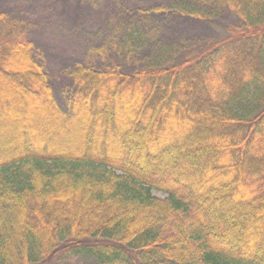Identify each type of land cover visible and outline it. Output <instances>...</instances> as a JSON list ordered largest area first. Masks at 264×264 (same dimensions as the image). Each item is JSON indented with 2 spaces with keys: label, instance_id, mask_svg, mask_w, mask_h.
Returning <instances> with one entry per match:
<instances>
[{
  "label": "trees",
  "instance_id": "16d2710c",
  "mask_svg": "<svg viewBox=\"0 0 264 264\" xmlns=\"http://www.w3.org/2000/svg\"><path fill=\"white\" fill-rule=\"evenodd\" d=\"M175 7L237 24L131 72L76 62L65 109L0 10V264H264V0Z\"/></svg>",
  "mask_w": 264,
  "mask_h": 264
},
{
  "label": "rangeland",
  "instance_id": "374dc122",
  "mask_svg": "<svg viewBox=\"0 0 264 264\" xmlns=\"http://www.w3.org/2000/svg\"><path fill=\"white\" fill-rule=\"evenodd\" d=\"M181 2L191 4V0H0V10L23 23L36 45L35 56L50 75L53 92L65 109L64 91L70 86L66 72L76 62L98 69L117 63L123 71L131 72L153 62L159 49L165 50L166 59H178L223 36L227 26L237 24L228 8L204 22L176 10ZM128 27L138 36L129 33ZM11 105L27 120L23 101L13 100ZM88 132H75L73 140L89 136ZM77 263L69 258L53 264Z\"/></svg>",
  "mask_w": 264,
  "mask_h": 264
}]
</instances>
